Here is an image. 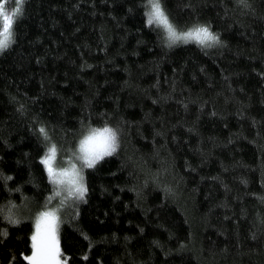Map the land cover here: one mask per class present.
I'll return each instance as SVG.
<instances>
[{
	"label": "trees",
	"instance_id": "16d2710c",
	"mask_svg": "<svg viewBox=\"0 0 264 264\" xmlns=\"http://www.w3.org/2000/svg\"><path fill=\"white\" fill-rule=\"evenodd\" d=\"M145 3H23L0 55V207L20 221L0 215V264H29L55 204L49 147L73 155L103 126L118 149L60 214L67 264H264V0H163L177 29L218 35L211 49H168Z\"/></svg>",
	"mask_w": 264,
	"mask_h": 264
},
{
	"label": "snow or ice",
	"instance_id": "6c2138e0",
	"mask_svg": "<svg viewBox=\"0 0 264 264\" xmlns=\"http://www.w3.org/2000/svg\"><path fill=\"white\" fill-rule=\"evenodd\" d=\"M25 0H11L15 7L8 11L5 7L9 0H0V49L7 47L12 36V28L16 20L22 15V5ZM147 4L151 5L148 15L149 25L155 21L158 25H163L168 30L169 36L173 40H192L195 39L198 44L208 46L209 42L215 43L219 41V37L213 34L208 27L202 25H194L187 32L176 33L175 29L169 23L168 15H165L161 8L159 0H147ZM147 6V5H146ZM43 133L44 129H40ZM103 136L102 141L100 136ZM118 134L109 127L103 129H93L88 136H85L80 141L79 153L77 157L82 161V168L94 167L99 161L105 157L112 156L118 147ZM56 157V147L52 146L48 154L43 158L42 163L47 168L48 179L55 187L53 196L48 200L54 199L61 195V192L66 193L67 198L74 200H82L87 192V187L84 184V177L81 174L82 168L77 169L76 165H71L70 169H62L57 171L52 164ZM5 180L11 177H4ZM64 201H61L63 204ZM0 215L10 224H18L20 221L15 218L12 207L9 206L5 212L3 207H0ZM61 220L57 215L56 209H48L41 211L34 221V232L31 236V255L25 259L29 264H66V261H61L58 230ZM7 235L5 231L3 233Z\"/></svg>",
	"mask_w": 264,
	"mask_h": 264
},
{
	"label": "clouds",
	"instance_id": "9594fccd",
	"mask_svg": "<svg viewBox=\"0 0 264 264\" xmlns=\"http://www.w3.org/2000/svg\"><path fill=\"white\" fill-rule=\"evenodd\" d=\"M159 3H160L161 8H162V9L164 10V12H165V15H168L167 12H166V10H165L164 7H163V0H159ZM146 5H147V6H146ZM144 7H145L144 15H145V24H146V27H152V28H155V29L157 30V32L159 33V35H160L161 43H162L163 45H165L168 49H172L174 46H175V47H179V46H187V45H189V44H194V45H196V46H198V47L205 48V49H211V48H213V47L219 45V43H220V40H219L218 42H215V43L209 42V45H208V46H205V45L198 44L197 41H196L195 39L187 40V41H185V40H183V39H181V40H173V39L170 38L168 30L165 29L163 25H158L155 21L153 22V24L149 25V23H148V15H147V13L150 12V10H151V5H150V4H147V0H146V3H145V5H144ZM169 23H170V24L172 25V27L175 29V31H176L177 34H179V33H181V32H187V31H188V29H184V30H179V29H177V27H176L175 24L171 21L170 18H169ZM11 31H12V36H11V38H10V41H9L7 47H4V48L0 49V55H3L7 50H9V49L11 48V46L14 44V42H15V39H14V36H15V33H14V25H13V28H12ZM213 34H215V33H213ZM103 128H104V127H93V128H90V129H88V130L86 131V135H85V136H88L89 133H90L93 129H97V130H99V129H103ZM109 128H110V127H109ZM111 129H113V130L118 134V131H117L115 128H111ZM85 136H84V137H85ZM117 138H118V137H117ZM83 139H84V138H83ZM83 139H81V140H83ZM102 139H103V136L101 135V136H100V140L102 141ZM81 140H80V141H81ZM79 148H80V142H79V147H78V156L80 155V153H79ZM117 149H118V147H117ZM117 149H116V151H117ZM78 160H79V159H78ZM79 161L82 162L81 160H79ZM93 168H94V167H92V168L83 167V168H82V171H83V170H87V169H93Z\"/></svg>",
	"mask_w": 264,
	"mask_h": 264
},
{
	"label": "rangeland",
	"instance_id": "374dc122",
	"mask_svg": "<svg viewBox=\"0 0 264 264\" xmlns=\"http://www.w3.org/2000/svg\"><path fill=\"white\" fill-rule=\"evenodd\" d=\"M103 127H109V126H103ZM84 136H82L80 138V140L83 139ZM80 140H79V142H80ZM79 142L77 144L76 152L73 155H69L68 153H62V155H59L58 152H57V150H56V154L57 155H56V157H55V159L53 161V164H52L53 168H55L57 171H59V170H62V169H70L71 168V165L75 164L76 167H77V169H81L82 168V162H80L78 160V158H77L78 157ZM52 146L53 145H51L49 147V149ZM48 152H49V150H48ZM134 161H132V163H134ZM84 172H85V170L81 171V174L83 175V177H84ZM83 182L85 184V178H84V181ZM65 197H66V193L62 191L61 192V195L56 197V200L54 202L55 204L54 205H51L50 207H48L45 210H48V209H56L57 210V215L60 217V214H61V212L63 210H66L67 208H69L71 205L77 203V201H78V200H74L73 198H67V199H65ZM61 201H64L63 204H61ZM45 210H43V211H45ZM36 216L34 217V221H35ZM58 237H59V230H58ZM59 248H60V243H59ZM60 259H61L62 262L65 261L61 256H60ZM66 264H67V262H66Z\"/></svg>",
	"mask_w": 264,
	"mask_h": 264
}]
</instances>
